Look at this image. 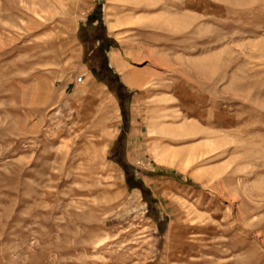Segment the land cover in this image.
I'll use <instances>...</instances> for the list:
<instances>
[{
    "label": "rangeland",
    "instance_id": "rangeland-1",
    "mask_svg": "<svg viewBox=\"0 0 264 264\" xmlns=\"http://www.w3.org/2000/svg\"><path fill=\"white\" fill-rule=\"evenodd\" d=\"M0 264H264V0H0Z\"/></svg>",
    "mask_w": 264,
    "mask_h": 264
},
{
    "label": "bare ground",
    "instance_id": "bare-ground-1",
    "mask_svg": "<svg viewBox=\"0 0 264 264\" xmlns=\"http://www.w3.org/2000/svg\"><path fill=\"white\" fill-rule=\"evenodd\" d=\"M127 25H129V23ZM119 26L120 25L115 23V22H112V21L108 22V27H109V30H111V31L116 29ZM122 26H123V24H122ZM125 56L131 57L132 53L127 50V51H125ZM109 59H110L111 65L115 69H117L121 72L126 70L127 66H126L124 58L121 56V54L119 55L116 52H111ZM123 82L126 84V86H129L130 88H136V89H141V88L146 89L150 85L149 80L139 78L138 75H136V74H124L123 75ZM164 130L169 132V133H173V136H174V135H179V134H183L186 132L189 133L193 130V128L190 125L189 126L183 125L180 127H173L171 129H169V127L164 128ZM214 149L215 148L213 147V145H207V144L206 145H199L197 147H192L189 149L187 148V149L179 150V151L166 149V150H163V152L161 153V157H160L161 160L160 161H162V163H164V161L166 160V161H169V163H172L174 160H178L179 161L178 165L181 167L182 170L185 171V170L189 169L195 162L199 161L206 154H208L210 152V150H214ZM180 167H179V169H180ZM207 173H209L213 178H215L216 174L218 172H217V170H211ZM200 176H202V175H200Z\"/></svg>",
    "mask_w": 264,
    "mask_h": 264
},
{
    "label": "built area",
    "instance_id": "built-area-1",
    "mask_svg": "<svg viewBox=\"0 0 264 264\" xmlns=\"http://www.w3.org/2000/svg\"><path fill=\"white\" fill-rule=\"evenodd\" d=\"M81 82H82V78H78L77 83H81Z\"/></svg>",
    "mask_w": 264,
    "mask_h": 264
}]
</instances>
